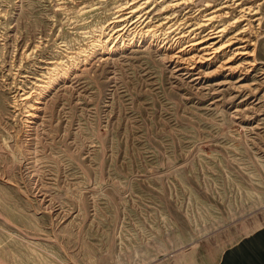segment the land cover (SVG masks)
<instances>
[{"label":"rangeland","instance_id":"374dc122","mask_svg":"<svg viewBox=\"0 0 264 264\" xmlns=\"http://www.w3.org/2000/svg\"><path fill=\"white\" fill-rule=\"evenodd\" d=\"M60 1L0 0V264H211L264 225V0L106 47L127 0ZM212 11L250 55L193 59Z\"/></svg>","mask_w":264,"mask_h":264},{"label":"bare ground","instance_id":"6f19581e","mask_svg":"<svg viewBox=\"0 0 264 264\" xmlns=\"http://www.w3.org/2000/svg\"><path fill=\"white\" fill-rule=\"evenodd\" d=\"M165 2L166 4H164ZM150 3L154 4L152 8L149 7ZM181 4L185 5L186 0H176L171 3H167L166 0H161L160 2H157V0H127L124 4H120L117 7L116 9L117 11L114 14L112 22L108 26L106 27L104 26L101 28V30L99 31L100 39L97 41L100 42L104 47H106L110 41L109 39H112L114 36H116L117 42L122 41V44L128 42V44L130 45L131 42L135 41L137 38L140 39L142 42H145L148 40L146 39L147 37L155 39V37L159 32H175L176 30L178 31V32L176 31V33L180 34L181 37L184 35L183 32L185 31H182L183 29L180 27L181 23L178 22V17H177V15H179L178 12L171 11L170 14L163 12L164 9L166 8L167 10L177 6L179 8ZM209 5H210L209 3H205V7H208ZM226 6L227 4H224L222 7H226ZM155 12H159V13L157 14ZM227 14L228 12L225 11H212L211 13L202 16L203 21L198 22L197 25L198 24L199 25L197 27L195 26V28L186 30V32L189 33V35L193 34L192 36L193 38H195L193 41L188 42L189 48L197 49L196 51L197 56H194L193 59H196L199 62L201 61L206 64H210V62L214 63L215 61H218L219 58H222L223 55H225L226 51L232 50L231 48L234 45L235 46L239 45V46L231 51L233 53V57H237V56L239 57L240 55L241 56L250 55V52L243 44V43H247V40H245L244 37L240 36V33L242 31L237 33L233 37L229 38L228 40L224 41L222 39L226 35L225 33L229 30L228 26L231 23L229 25L223 24L222 26H214L212 24L216 18L223 17V15L226 16ZM134 18L137 19L135 20ZM237 21L238 20H236L235 22ZM236 25L237 24H235V26ZM107 28H110L111 31L110 34H108L109 32L108 33L106 32ZM197 28L200 30L202 28L203 30L200 32L205 34H201V33L197 34L198 31H195V29ZM193 59L190 58L189 60H193ZM229 60L225 62V66H227L226 69H231V67L227 65ZM60 64L61 63H56L55 64L56 66L55 65H54L55 67L53 66L52 71H55L54 69H56V67H60L57 66ZM52 75L54 74L52 73ZM1 78L4 80L5 76H1ZM21 97L24 98L23 100L29 98V96H26V94ZM16 104L17 102L14 101L12 108H15Z\"/></svg>","mask_w":264,"mask_h":264},{"label":"crops","instance_id":"0c3cea01","mask_svg":"<svg viewBox=\"0 0 264 264\" xmlns=\"http://www.w3.org/2000/svg\"><path fill=\"white\" fill-rule=\"evenodd\" d=\"M211 264H264V225L227 245Z\"/></svg>","mask_w":264,"mask_h":264}]
</instances>
